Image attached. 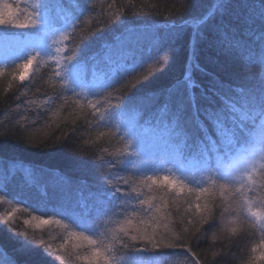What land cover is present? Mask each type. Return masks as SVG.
<instances>
[{
	"label": "trees",
	"instance_id": "obj_1",
	"mask_svg": "<svg viewBox=\"0 0 264 264\" xmlns=\"http://www.w3.org/2000/svg\"><path fill=\"white\" fill-rule=\"evenodd\" d=\"M70 3L0 0V264H264V25L243 19L264 0ZM61 24L57 68L27 42ZM130 133L172 153L141 165Z\"/></svg>",
	"mask_w": 264,
	"mask_h": 264
},
{
	"label": "rangeland",
	"instance_id": "obj_2",
	"mask_svg": "<svg viewBox=\"0 0 264 264\" xmlns=\"http://www.w3.org/2000/svg\"><path fill=\"white\" fill-rule=\"evenodd\" d=\"M40 19L42 20L43 17H40ZM61 20H63V19L58 20V22ZM66 27L64 25H62L60 33L54 32V31L51 32L50 33V36H51L50 40L49 41L47 40V42H45L43 40V38L40 37V38H33L34 41H32L30 43L27 42V44L29 45L30 49H32V50L38 49L39 51H42L43 54H45L47 57H49L51 62L56 61V63L55 62L54 63L56 64L57 68H59L63 65V63L60 62L61 60L58 57L59 52H57V49H59V44L62 42L63 33H64V30H66ZM35 41H37L36 44H35ZM13 44L18 45L16 43H13ZM9 45H5V44H3L2 41H0V60L12 58L13 51H9V48H8ZM20 47H22V46H20ZM65 76L69 80L71 79L70 74H65ZM96 81L97 82L92 81V86H87L86 87L87 90L94 89V87L101 85L100 83H102V82H100L98 80H96ZM83 97L85 98L84 95H83ZM142 129L143 130L140 131L137 135L139 137L145 138L146 136L149 135V131L145 128H142ZM155 137H156V139L150 141L145 147L143 145L139 146V144H137L136 140H134L132 138V134L130 133V136L128 139H130V141L133 143V145H135L134 150L137 153V160H139L141 165L144 163H147L153 159H159L165 153H169V154L172 153L171 149L167 147L166 142L162 138H160L159 133H156ZM234 164L238 165L239 168L238 169L235 168L233 170L238 172V174L239 173L242 174V175H240V181H242L244 183L246 182L248 184V186L250 187L251 184L248 183L249 177H251L255 172L257 173L259 171L258 168L260 166L258 165V161L252 160L249 162L242 163L240 160H236L231 164V166Z\"/></svg>",
	"mask_w": 264,
	"mask_h": 264
},
{
	"label": "snow or ice",
	"instance_id": "obj_3",
	"mask_svg": "<svg viewBox=\"0 0 264 264\" xmlns=\"http://www.w3.org/2000/svg\"><path fill=\"white\" fill-rule=\"evenodd\" d=\"M72 3H76V0H72ZM70 3V4H72ZM188 3H189V0H188ZM5 9L7 10V14L9 16H11L13 13H12V6L10 5H7L5 4L4 5ZM244 19V23H246L247 25L251 26V25H255L257 23H259L260 25H264V8H262V10L259 12V14H256V13H249L246 17L243 18ZM9 21L6 20L4 18L3 15H0V24H4V23H8ZM27 24L26 23H21L18 25V27H26ZM261 36L264 37V33H261ZM138 39L137 36H135L134 34H128L126 36V38L119 44L115 47V53L117 55H122L124 50H125V47L130 44L133 40H136ZM225 43H228L229 46H231V43L229 41H225ZM62 51V49H57V52H60ZM39 53H37L38 55ZM33 59H35V57H33ZM32 63V60H28L27 61V64H31ZM27 64L23 65L22 67H27ZM60 73H57V75H59ZM79 77V75H77ZM21 79H23V77H21ZM186 80H189V76H186L185 78ZM191 86V85H190ZM94 107V105H93ZM264 114V113H262ZM208 118L209 119H215V120H220L221 117H220V114L218 113H211L209 112L208 113ZM221 134H223V129H221ZM249 180H251V177H249ZM125 183H127V180L124 181ZM143 183H145L148 188H149V191L151 192L152 191V186L153 185H156V184H161L163 185L164 187H169V186H173V187H176L177 184H176V181L172 180L169 176H164L162 179L158 180L156 178H153V177H148V179L146 181H143ZM246 187L245 185H241V188L240 189H237V191H240L241 195H243V188ZM183 190V189H181ZM209 189H203L202 192H208ZM151 199H155V197H152ZM142 203L144 204H149L150 207H152L153 205H151L150 201L149 200H145V201H142ZM206 207V206H205ZM195 208L197 211H200L202 206L200 203H197L195 205ZM250 210V209H249ZM208 213H209V216L211 215V209L208 210ZM253 216H257L258 213H255L253 212L252 213ZM264 218V217H262ZM204 219V222L207 223L208 222V218L207 217H204L202 218ZM43 223H50V221L48 220H44L42 221ZM122 231H126L125 229H121ZM82 236V239L84 240H87L90 244H95L96 241L95 240H91L89 237L87 236H83V234H81ZM138 237L137 236H132L131 239L132 240H136ZM145 239H148L149 237H147V235H145L144 237ZM155 246V245H154ZM169 247H174L175 245H172V244H169L168 245ZM260 247L264 248V245H260ZM255 251V249H254ZM102 255V253L97 250L95 252H93V255L92 257L90 258V261H89V264H96V260L98 257H100ZM257 259H264V251L260 252L259 253V256L257 257Z\"/></svg>",
	"mask_w": 264,
	"mask_h": 264
}]
</instances>
